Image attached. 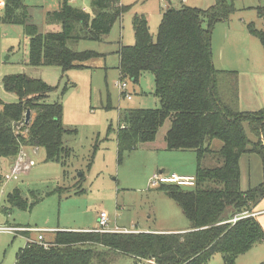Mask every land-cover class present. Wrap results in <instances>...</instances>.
Here are the masks:
<instances>
[{"label": "trees", "instance_id": "trees-1", "mask_svg": "<svg viewBox=\"0 0 264 264\" xmlns=\"http://www.w3.org/2000/svg\"><path fill=\"white\" fill-rule=\"evenodd\" d=\"M58 3L56 10L46 13L43 32L30 21L29 6L23 0H3L0 21L22 26L26 64L58 66L63 73L85 68L84 62L95 53L75 51L68 42L99 40L127 6L120 0H91V11H86L68 0ZM230 9L225 0H215L207 8L168 6L155 37L146 17L134 15V43L121 45L117 51L119 80L136 82L149 72L154 77L153 95L159 100V107L127 108L120 113L118 157L141 143L153 142L170 119L165 148L195 152V185L160 184L158 189L175 201L189 230H56L53 240L45 241L47 247L27 241L17 252L15 264H116L122 257H131L135 264H206L215 253L225 264H233L236 257L264 241V231L251 214L264 196V174L258 185L243 191L239 169V157L245 152L256 153L264 163V107L239 110L234 72L216 69L211 58L212 27L217 20L226 19ZM256 10L264 18V5ZM247 29L264 50V28L249 23ZM2 85L18 99L4 102L0 98V164L4 159L13 161L26 146L42 148L47 160L66 156L62 136L68 131L62 123L61 102L66 85L53 102L45 98L55 87L41 79L10 74L2 78ZM27 109L30 118L25 122ZM245 126L256 141H250ZM3 175L0 172V181ZM9 200H16L15 192L9 194ZM236 215L240 217L230 222Z\"/></svg>", "mask_w": 264, "mask_h": 264}, {"label": "rangeland", "instance_id": "rangeland-1", "mask_svg": "<svg viewBox=\"0 0 264 264\" xmlns=\"http://www.w3.org/2000/svg\"><path fill=\"white\" fill-rule=\"evenodd\" d=\"M225 1L231 6L228 16L217 20L211 30L212 63L216 69L234 72L239 110L256 111L264 107V50L247 25L252 23L256 28H264V18L259 17L256 10L264 1ZM23 2L29 6L30 21L39 31H45L46 13L58 8V0ZM68 2L91 11V0ZM129 2L123 3L127 8L120 19L99 40L68 42L75 51H91L95 55L84 62L85 68H71L64 73L58 66L26 64L22 26L0 21V98L4 102L18 99L2 85V78L10 74L41 79L55 87L45 98L47 102L57 100L66 85L61 102L62 123L68 131L62 136L68 153L59 160H47L42 148H23L28 159L35 163L23 169L16 180L2 178L0 181V226L36 227L42 230L45 241H52L55 230L95 228L100 211L107 213L110 228L117 225L130 230L167 229L189 224L175 201L159 190V185L150 184L151 176L160 169L171 172L166 169L175 166L187 170L186 175L194 174V151L161 148L170 119L159 128L153 142L141 143L118 157L116 133L120 113L127 108L159 107L149 72L142 73L136 82L124 79L131 99L122 96L115 86L120 79L117 68L120 44L134 43V15L151 11L148 27L155 37L162 14L154 0ZM214 2L189 0L187 4L207 8ZM166 5L179 7L182 4L174 0ZM2 7L0 0V12ZM10 162L1 160V174L10 171ZM13 192L16 200L10 201L9 194ZM109 232L128 231L114 228ZM37 235L38 232H29L32 240ZM259 242L245 255L236 257L233 264H264V243ZM25 243V234L20 230H0V264H15L16 254ZM116 264L135 263L131 257H122ZM206 264L225 263L221 255L215 253Z\"/></svg>", "mask_w": 264, "mask_h": 264}, {"label": "crops", "instance_id": "crops-1", "mask_svg": "<svg viewBox=\"0 0 264 264\" xmlns=\"http://www.w3.org/2000/svg\"><path fill=\"white\" fill-rule=\"evenodd\" d=\"M154 1L157 4V7H158V10H159L160 13H162L163 10L166 7H168V5H166L167 2H165L164 5H163V3H162L163 1L162 0H154ZM178 1L181 2V4L185 3L186 5H188L187 2L189 0H178ZM1 3H3V0H1ZM123 3L128 4L130 2H129V0H120V4L123 5ZM176 8H178V7H176ZM81 9L86 10L85 8H81ZM150 13H151V11L149 10V11H147V13L146 12H141L140 14H145V17H146L147 22H148V18L151 17ZM121 45H125V44L121 43L120 46ZM150 75L152 76L153 82H154L153 75L151 73H150ZM153 89H154V87H153ZM127 93H128V91H127ZM128 94H130V93H128ZM130 96H131V94H130ZM157 102L159 104V100H157ZM245 128H246L247 136L250 139V141H252V142L256 141L257 138L248 130L247 126H245ZM163 142H164V137H163ZM161 148L167 150L165 148V142H164V145L162 144ZM35 149H37V147H35ZM168 151H188V150H168ZM190 163H191V161H190ZM8 166H9V164H8ZM195 169H196V158H195ZM195 169H194V172H195ZM239 169H240V188L243 191L247 190L248 188H252V187L258 185L263 179L264 163L261 161L260 157L256 153L245 152V153L241 154L240 157H239ZM166 170H170L171 172H167L164 169H160V170H157V173H163V174H171V173L187 174L185 172H188L187 170H185L183 168H176L175 166L170 168V169H166ZM188 175H191V174H188ZM251 214L253 215V217H255L257 219V221L260 223V225H261V227H262V229L264 231V196L256 203V205L253 206V208L251 210ZM25 228H36V227H25ZM96 228H97V226L95 228H91V229H75V230H85V231L91 230L92 231V230H94ZM114 228H117L118 230H121V231L182 232V231H185V230L186 231L189 230V224L187 226H185V227H174V228H167V229H165V228H155V229H141V228H139V229H131L130 230V229H125V228H118L117 225H115L111 229H114ZM29 232L30 231L22 232L23 234H25L26 242H27V239H32V238L29 237ZM43 237H44V235H43ZM259 243H264V241L259 242ZM246 253L247 252L241 254L240 256H243Z\"/></svg>", "mask_w": 264, "mask_h": 264}, {"label": "built area", "instance_id": "built-area-1", "mask_svg": "<svg viewBox=\"0 0 264 264\" xmlns=\"http://www.w3.org/2000/svg\"><path fill=\"white\" fill-rule=\"evenodd\" d=\"M165 2H172L174 0H164ZM115 86L118 88L120 93H124L127 99H130V94L127 93V83L125 81L119 80L115 82ZM123 127V125L121 126ZM34 160L28 159V156L23 151V148L20 149L15 159L9 164V172L4 173L3 180H16L20 173L24 170H27L29 167L34 165ZM150 184L158 186L160 184H175L180 187L189 188L195 185V177L194 175H186V174H163V173H154L150 178ZM240 216H234L230 222H235ZM97 228L94 231L97 232H109L111 228L108 227V215L105 211H100L97 217ZM7 229L9 231H35L38 232L36 239H27L28 242H35L42 244L44 247H47L49 244L45 242L44 237L42 235V230L39 228H11V227H2L0 226V230ZM149 263H153L152 260H147Z\"/></svg>", "mask_w": 264, "mask_h": 264}, {"label": "water", "instance_id": "water-1", "mask_svg": "<svg viewBox=\"0 0 264 264\" xmlns=\"http://www.w3.org/2000/svg\"><path fill=\"white\" fill-rule=\"evenodd\" d=\"M30 118V110L27 109L26 112H25V122H27Z\"/></svg>", "mask_w": 264, "mask_h": 264}]
</instances>
